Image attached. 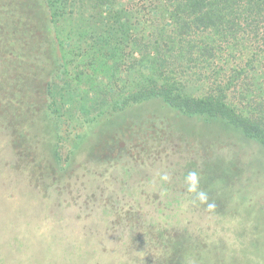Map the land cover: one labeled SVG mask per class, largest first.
Returning a JSON list of instances; mask_svg holds the SVG:
<instances>
[{"label": "rangeland", "instance_id": "374dc122", "mask_svg": "<svg viewBox=\"0 0 264 264\" xmlns=\"http://www.w3.org/2000/svg\"><path fill=\"white\" fill-rule=\"evenodd\" d=\"M27 2L33 10L0 9V256L18 264L20 254L45 246L48 256L83 237L109 242L117 254L141 218L155 228L144 248H160L166 224L181 222L186 244L195 243L183 264H264V146L220 118L185 115L160 98L101 117L94 108L111 71L98 67L90 48L100 18L81 20L74 11L49 24L43 3ZM139 5L124 6L145 20ZM82 31L93 64L78 65L75 76L65 49ZM62 43L58 58L51 47ZM228 60L229 69L244 65ZM64 71H71L67 82ZM212 82L194 79L199 87L187 92L203 93ZM65 98L72 100L66 115L48 107Z\"/></svg>", "mask_w": 264, "mask_h": 264}, {"label": "trees", "instance_id": "16d2710c", "mask_svg": "<svg viewBox=\"0 0 264 264\" xmlns=\"http://www.w3.org/2000/svg\"><path fill=\"white\" fill-rule=\"evenodd\" d=\"M8 1L0 5L5 13L15 15L17 10L22 13L32 8L28 2L25 4L27 0ZM39 1L48 10L45 11L49 24L74 11H80L81 20L92 17L93 13L100 18L101 35H95L90 48L95 50L98 67L111 71L104 96L94 108L100 110L101 117L121 114L136 104L160 98L168 107L185 115L220 118L264 146V0H136L141 4L138 12L145 20H139L136 14L132 16L136 10L125 8L134 0L117 3L115 0H71L73 6L74 2L78 3L75 10L69 7L70 0ZM48 32L52 33L51 28ZM87 33L82 31V39L74 40L75 44L65 49L70 55L66 54V61L74 66L75 76L78 65L93 64V59L83 54L81 45ZM64 44L51 47L56 57L59 58V45ZM241 58H244L243 66L236 64L229 69L226 65L228 59ZM217 59L223 62H218L216 67ZM69 72H63L66 82L72 77ZM86 75L90 78L88 72ZM225 77L227 80H222ZM210 78L212 86L203 93L187 92L199 87L192 84L194 79L201 82ZM66 93L72 97V90ZM71 101L65 98L60 104L49 103L48 107L52 112L66 115ZM198 182L204 181L198 178ZM138 221L130 245L117 254L108 252L116 250L109 242L94 244L83 237L73 244V249L71 243L65 242L59 243L54 251L49 248L48 256L42 254L45 246L39 247L41 252L20 254L18 264H183V257L193 253L195 243L186 244L180 221L166 224L171 226L166 233L168 240L160 242V248L156 249L155 243L152 247H143L147 244L146 233L155 228L145 229ZM128 228L120 232L128 233ZM12 262L15 261L8 256H0V264ZM186 262L190 264L192 259Z\"/></svg>", "mask_w": 264, "mask_h": 264}]
</instances>
